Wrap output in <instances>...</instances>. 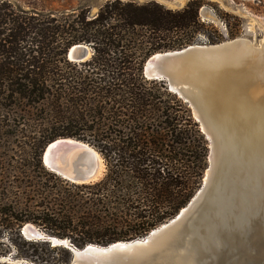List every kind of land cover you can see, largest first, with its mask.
<instances>
[{"label":"trees","instance_id":"16d2710c","mask_svg":"<svg viewBox=\"0 0 264 264\" xmlns=\"http://www.w3.org/2000/svg\"><path fill=\"white\" fill-rule=\"evenodd\" d=\"M203 4L189 0L171 9L155 0H107L90 16L82 8L46 12L0 0V152L10 138L25 134L31 139L25 142L27 159L35 166L28 165L30 176L23 174L31 179L39 167L69 189L57 191L62 202L101 208L98 215L62 217L64 226L55 225L53 235L79 248L143 237L173 218L201 187L207 140L188 103L166 81L145 78L143 66L156 52L195 44L200 34L208 43L224 41L206 31L214 26L201 19ZM224 23L228 39L235 38ZM78 43L89 45L92 55L76 63L67 52ZM63 137L83 141L102 155V179L72 183L45 168L42 150ZM1 164L3 188L22 173L10 162ZM0 218L17 227V237L30 247L42 243L62 253L59 259H44L48 263L69 262L67 248L21 233L28 221H37L23 218L13 202L0 204ZM9 250L0 249V256L13 258Z\"/></svg>","mask_w":264,"mask_h":264},{"label":"water","instance_id":"95a60500","mask_svg":"<svg viewBox=\"0 0 264 264\" xmlns=\"http://www.w3.org/2000/svg\"><path fill=\"white\" fill-rule=\"evenodd\" d=\"M91 49L74 44L68 59L83 62ZM263 57V41L255 45L237 37L159 51L145 61V78L166 81L188 103L209 143L202 185L173 218L143 237L81 248L68 238L34 229L33 236L28 235L26 224L21 233L29 240L67 248V264H264V165L236 148H225L212 128L214 119L234 113V107L241 111L244 101L257 95L256 68ZM96 152L83 141L63 137L44 147L41 161L67 181L93 183L102 176ZM6 261L14 262L12 255L0 256V262Z\"/></svg>","mask_w":264,"mask_h":264},{"label":"rangeland","instance_id":"374dc122","mask_svg":"<svg viewBox=\"0 0 264 264\" xmlns=\"http://www.w3.org/2000/svg\"><path fill=\"white\" fill-rule=\"evenodd\" d=\"M8 1L12 2L15 5H19L27 10L35 9L46 12H67L82 8L89 10L90 16H92L98 12L99 8L107 0ZM131 1L145 3L150 0ZM155 1L160 2L171 9H181L187 4L189 0ZM200 17L202 20H205L206 22L211 23L214 26V28H207L206 31L215 36H222L224 38V41L228 40L227 27L224 21L228 22L229 28L237 33L235 38H247L251 40L255 45H259L261 41H264V0H204V4L200 9ZM196 40V43L209 44L204 34L196 36ZM195 121L197 122L196 119ZM198 127L200 128L199 123ZM24 135L20 134L18 136L10 138L7 148L2 149L0 152V161L3 162V164L1 165L7 166L8 162H10L11 166L20 167L19 170L22 173L18 174L20 176H18L19 179H17V182H13L11 184H9V182L4 183V187L0 188V204L5 202H13L15 206H17L18 209L22 211L23 218L32 217L37 221H28L27 224H33L40 231L52 236H55L53 235L54 233H52L53 229L55 228V225L57 227L64 226L63 222H61L60 220L64 216H67L69 214L79 216L85 212H91L95 215L101 214V208L99 207L93 206L92 208H90L89 205H81L79 204V202H75L73 204H69L65 201L62 202L60 200V197L62 196L57 195V191H59L60 193H65L68 192L69 189H67V186L65 184L57 180L55 177L46 174L39 167L35 169L34 177H31V179L28 178L30 176L29 171H27L28 165L32 163L33 166H35V162L27 159L28 148L25 142H29L31 139ZM208 144L209 143L207 140V148L209 155ZM16 160L19 161V163H16ZM8 167L10 168V166ZM102 167V176L100 177V179H102L106 173V165L104 159ZM23 171H27V174H29V176L23 174ZM31 181L36 184L29 186ZM42 185H44V187H41ZM44 219H55V221L52 220L46 222V220ZM0 224V249H10L9 254H13V264H20L16 263L17 260L26 261L27 264H50L47 262V260L44 259L53 260L62 257V253L56 250H50L45 245H42V243H39L35 247H30L27 243L25 244L24 241L20 240L17 237L18 228L16 227V229H13L10 223L8 221H4L3 218H0ZM42 241L43 240H39V242ZM38 256L40 258H38Z\"/></svg>","mask_w":264,"mask_h":264},{"label":"bare ground","instance_id":"6f19581e","mask_svg":"<svg viewBox=\"0 0 264 264\" xmlns=\"http://www.w3.org/2000/svg\"><path fill=\"white\" fill-rule=\"evenodd\" d=\"M256 71L259 86L257 95L248 97L241 105V111L234 107L231 109L234 113L229 112L214 119L212 128L225 148H236L242 155L249 154L245 156L247 159L252 162L258 160L264 165V57L259 60ZM98 159L100 171L103 164L99 155ZM24 229L28 235L33 234L32 229L44 234L33 224H26Z\"/></svg>","mask_w":264,"mask_h":264}]
</instances>
